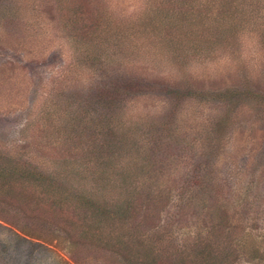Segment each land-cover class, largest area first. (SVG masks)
Returning a JSON list of instances; mask_svg holds the SVG:
<instances>
[{
  "label": "rangeland",
  "instance_id": "rangeland-1",
  "mask_svg": "<svg viewBox=\"0 0 264 264\" xmlns=\"http://www.w3.org/2000/svg\"><path fill=\"white\" fill-rule=\"evenodd\" d=\"M168 1L96 0L101 24L62 0H0L1 154L74 190L107 173L109 209L0 187V264H141L149 247L191 255L208 235L228 264H264V0ZM114 38L125 51L105 69ZM116 76L141 85L105 122L127 135L105 169L89 136ZM184 85L195 95L173 102Z\"/></svg>",
  "mask_w": 264,
  "mask_h": 264
},
{
  "label": "trees",
  "instance_id": "trees-1",
  "mask_svg": "<svg viewBox=\"0 0 264 264\" xmlns=\"http://www.w3.org/2000/svg\"><path fill=\"white\" fill-rule=\"evenodd\" d=\"M94 1L96 0H62L61 3L63 5H59L58 7L59 10L63 11L64 13L68 11H73L72 13L74 14L77 13L82 7H84L87 10V15L85 17L86 21L89 22L90 20H96L98 23L105 24L106 21L103 20L101 16H98V12L100 9L97 8L96 2ZM171 1L172 0L168 2ZM230 3L231 0H226L225 4L229 7L231 5ZM5 8L7 12L10 10L7 6H5ZM157 14H160V17H166V15H164L161 11ZM88 22H86V25L88 24ZM229 22L230 20L227 19V23ZM90 27H92L89 28L88 32V37L90 36V38L94 35V32H98L101 30V26L99 24H92V26ZM114 39L116 41L114 45L116 46V51H114L113 53L111 52L112 54L109 57H106V66L103 65L105 69L108 67H112L115 55L120 54V52L122 54L123 51H125V46L122 44V42L119 41V39L117 38ZM193 52L198 53V50L196 48H193ZM105 69H102L101 73H104ZM139 85L141 84L136 81L134 82L131 77L121 76L117 78L116 76L114 83L110 85L109 89L108 85L106 84L102 86V89L104 90V95H97L99 103L102 104V113L105 116L101 119V121L98 122L100 124H97V130L90 131L89 139L91 140V146L93 145L96 151L107 153L105 156L106 160L104 162H99L98 164H105V169L114 167V156L116 155L118 150H120V146L123 145V142L125 141L124 137L127 136L124 132L125 130L121 131V133L120 130L119 132L109 130L105 127V122L107 121L108 123L109 121H111V119H114L112 114L116 107L119 106V103L124 101L126 97H129ZM184 86L186 88L182 86L181 89H175V91L171 90L169 92L170 98L173 102H178L182 98H187L188 96H192L195 93V91L190 89V86ZM214 97H217V95H214ZM222 98H226L231 102L233 100L231 97ZM86 111L84 112L87 113L89 110L87 112ZM109 118L110 120L108 121ZM73 123L79 124V119H76V117H74L72 119V124ZM101 124H103V126ZM75 129V127H71L70 130L74 131ZM128 130L129 133L131 132L134 134L133 129L128 128ZM100 135L105 136L100 138ZM132 136H135V134ZM131 142L132 144H134V141ZM99 174L100 176L98 178H93L92 180L94 185H96L94 191L86 192V190H74L72 188L67 187L65 184H62L58 176L52 178L49 176L48 173L41 171L38 166L33 165L32 163L26 160H22L20 158L10 156L8 154H1L0 152V187L6 188V192H9L11 194L12 188L16 184H30L32 186H37L41 194L47 195L49 197L53 195L55 196V198H57V200L58 198L64 197L63 195H65L68 199L75 198L77 204L81 205L83 209L86 208L88 210H91L98 216L102 217L101 215L109 213V209L107 207L108 205H106L104 197L101 196L102 187L100 185L101 183L107 181V173L102 172ZM96 236L97 235L94 234L91 235V237ZM208 238L209 235L203 238L202 241H200L202 242V244H198V249L196 248L194 252L191 253V255H187L185 253L180 255H172V257L170 256L165 259V250L154 249L153 247H149L148 251H141L137 255V259L141 260V264H228V262L231 260V257L233 258L234 255L229 253L228 251H220L213 249V246H211V241Z\"/></svg>",
  "mask_w": 264,
  "mask_h": 264
}]
</instances>
